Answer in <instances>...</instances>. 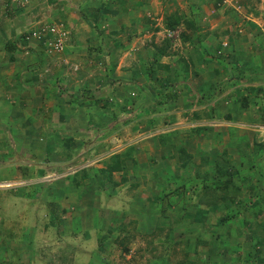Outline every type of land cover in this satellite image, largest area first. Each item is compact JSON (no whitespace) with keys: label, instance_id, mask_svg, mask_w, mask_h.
Masks as SVG:
<instances>
[{"label":"rangeland","instance_id":"1","mask_svg":"<svg viewBox=\"0 0 264 264\" xmlns=\"http://www.w3.org/2000/svg\"><path fill=\"white\" fill-rule=\"evenodd\" d=\"M109 1L110 4H112V8L116 10L121 8L123 10L135 9L141 12L145 10L146 14L143 15L144 21L148 22L149 20L151 24H156V28H158L157 34H152L151 38L139 36V39L130 43V47L132 46L130 51L135 54L137 53V56L139 55V51L148 52L149 45L154 44L156 46H161L164 42L167 43L165 48L166 54H168L173 50L171 48L173 45L172 43L175 40V44L181 41L180 36L182 35V28H184V25L181 24V20H179L174 32L164 31L163 28H167L165 21L169 16L177 15L183 17L184 15L185 17V14L182 13L186 5L184 0H155L157 4H154V8L151 6L152 0ZM135 1L137 2L135 3ZM209 1L211 0H208L207 4H204L209 5ZM6 2L7 0H0V24L7 26V29L2 30L3 32L0 31V46L2 49L5 48L7 50V54L4 53L3 56H11L13 61H10L11 64H9L13 67H15L16 63L13 58L16 51L19 50L23 55L27 53L29 56L27 59H23V61L27 62L25 66L28 72L23 73L21 81L19 82L18 75L13 76L11 86H7L6 88L8 90L7 94L12 91L13 95L10 94L11 97L7 102L4 101V105L0 104V195H9V198L18 197V200L24 197V206H28V195L47 196L51 194L50 191L53 188L52 186H56L57 182L59 184L62 182V186H65L72 181V178L75 180L77 179V181L80 177L84 179L88 172H90V174L92 173L89 169L93 164L103 165L108 161L109 156L117 153V150L129 143H133L132 146H129L132 147L131 153H133L134 158L135 150H138L142 157H144L145 154L147 159L145 157L144 159L147 161L141 163H144L143 167L146 166V168L143 169L137 164V167H139L143 173V175H140V171L137 170L136 167L132 168L133 171L131 172L126 170V168L129 169L128 167H125L127 178L125 177V181L122 182V187L118 189L115 200H112L110 195L107 196L109 197L107 198L110 201L109 203H112L109 205L125 207V210L129 212L134 209L131 204L134 196L145 197L146 191L139 185L140 181L141 183L143 182L144 186L148 179L151 178L166 180L170 184L169 187L163 189L164 191L161 190L159 192L158 188L154 189L155 193L152 192L153 195L157 197V201L155 202L158 213L156 226H159V230H154L150 239V241L156 240L155 250L142 252L140 253V257H138L137 254H133L132 252V250H134L132 249V245L136 244V239L130 237V240L127 242L130 241L131 250L127 252V254H123V251H121L111 234L107 238L111 240V248L109 247L108 249V247H105V249L102 250L104 242H98L96 236L97 231L95 230L100 223L98 222L97 225L94 224L95 228L85 226L86 218L84 217L82 219L83 224L79 225L78 222L74 224V222L68 221L71 216V213H69L71 210H69L65 214L62 213L61 218L66 219L55 229L56 232L60 230L61 235L57 234L54 236L55 239L53 241H45V243L36 244L35 247L29 241V243L26 244L27 252L24 251L22 253V251H20L22 253L21 255H23L20 260L22 261L24 257H27V259L24 260L28 264H35L36 262L37 264H102L104 260L108 262L106 264H155L153 263L155 261H158L159 264H165L166 261L164 256L167 251L166 258L169 262L167 264H181V262L184 264L183 262L186 261V258H184L185 255L182 254L180 248L186 250L185 246L188 245V259H192L194 263H200L201 261L200 264H211L217 261L216 263L218 264V261H220L222 263L228 262L229 264H264V247L261 248V246H258L255 248L254 246L252 247L253 243H251V241L250 243L244 241L249 240L246 235L243 236L244 226H250V224H246V221H250L251 223L255 221L256 218L254 220L242 219L240 215L242 212L239 208V201L242 194L236 195L231 202L226 199H219L218 203H214L213 205L207 204V200L209 201L212 198V191H208L205 195H200L199 199H197L195 193L192 195L194 196V199H191L194 200L193 207L188 204L187 209H206L203 210V214L201 215L203 216V224L207 227L204 230V234L206 235L204 244L206 245H202L201 243L195 244L196 231L191 228H189L186 234L169 228L171 222L173 227H175V221L180 226H186L188 223L190 224L186 219L187 216L190 217L188 213L182 218H180V213H178L179 209H181V205H184V203L180 201L181 197L178 199V196H168L166 200H170L166 201V204L162 207L159 203L160 199L163 198V192L172 191L174 187L181 185L180 181H184L186 184L189 183V181L183 180L189 171L187 172L184 168L181 170L178 169L179 166L181 167L179 164L181 161L178 160L181 154L177 159L175 157L176 148L178 146L181 147L184 143L188 145L190 164L196 165L198 163L197 170L209 174L211 173L210 166L213 162L218 160L223 164L225 155L229 157V161L233 159V162H236V158L240 159L241 156H235L234 152H232L230 156L227 155L225 150L230 138L237 133V130L238 134L236 136L242 134L248 138V135H250L251 140H249L250 138H248V140L254 142V146L255 143H264V137L258 138V134L250 128V124H248V126L246 124H241L239 119H237L239 123L237 122L236 125L233 122L231 124L227 122L229 116L232 115L233 106H240L242 103L246 105L252 96L253 98H259V108L255 105V112L251 113L254 120L251 119L249 123H259L264 120V87L250 92L248 89L255 88V85H253L254 87H250L242 84L243 78L248 80L249 73L235 75V83H227L223 80V73H220L219 78L221 79L216 77L215 83L211 85L215 91V99L213 98L215 101L210 102H216V104L214 103L210 106L208 103V108H205V106L201 108L202 114H213V117H208L209 120L212 118L213 121L212 123L203 124L204 130L201 129L202 131L199 130L201 133L196 134L194 128L199 126H195V122H189L187 124L186 119L182 121L183 115H180L182 105L187 103H185L184 100L182 102L180 98L182 90L179 91L181 86V75L179 73H170L169 70L160 71L159 68H155L156 65H153L152 68L156 70L153 75L155 79L149 81L144 73V67L140 65L141 71L143 72H139L136 69V73H132L130 76V79L134 80L135 83L130 79H125L128 78V76L123 74L118 69V66L112 69L109 74V72H105V69L102 71L104 65L102 66V63L100 65L101 60L97 61L98 54L95 53L96 50L89 49L94 46L91 45L89 47V45L86 44L85 47L87 51L83 50L84 53H80L79 48L81 47L80 45L83 44L76 41V37H74V28L70 26V19H68V16L73 14V12L71 13L70 7H78L74 6L75 2L73 0H23V5H20L21 1L14 0L11 2L12 5L10 7L7 6L10 3ZM262 3L264 4V0H241L238 2L237 6L242 5L244 8H247L252 5L260 6ZM216 7L218 9L216 8L217 11H214L213 6L209 5L208 15L205 16L203 20V22H206L207 26L212 25L211 21L214 19L222 24L221 20L226 21V19L231 17L230 14L232 15L233 12H236L233 11V6L230 4L222 3L216 5ZM79 11L81 15H84L81 10ZM239 14L241 15L242 13H235L237 17H240ZM240 18H238V21H240ZM51 22L61 24L67 31L62 41L63 47L59 52L47 53L46 50L41 48L40 42L27 43L23 40V35L25 33L38 29V26L42 24ZM142 28L144 29V27ZM202 29L204 30V28ZM109 30L110 29H108V31L106 30L109 39L117 35V32L115 34H110V32L117 30ZM136 32L137 30L135 28L134 30L130 29L133 38L136 37V35H133L136 34ZM223 35L227 37L226 33ZM5 39L9 44L11 42L14 45L13 49L9 50L10 48L8 47H10V45L7 47L5 44L1 43ZM171 39L174 41H170ZM6 40L3 42H7ZM109 43V45L104 46L103 53L106 52L111 54V49L113 55L119 54L121 44L117 43L114 38L110 40ZM251 45L252 47L247 43L248 49L251 50L253 54L262 49V53L259 52L261 57H254L252 59L250 56L254 55L248 56L241 50L239 54L231 59L229 66L235 65L237 61L236 67L238 70L241 72L243 70H250L254 73V76L258 75L260 78L264 76L263 72L260 73L258 70L260 67L259 65L264 63V43L262 40H257L256 43L252 42ZM173 46L176 47L177 50L179 49L178 45ZM222 50L223 49H221V51ZM63 56H65L67 60L65 63L62 61L65 60ZM80 57L82 60L87 57V63H81ZM140 57H142L141 54ZM89 59L92 62L89 61ZM128 59L129 57L127 60ZM69 60H71L72 63H70ZM113 60H115L116 64L118 63L117 58ZM37 63H40L39 67ZM120 64H122V62L119 63V66ZM164 64L165 63H162V65ZM80 65L82 67H80ZM137 65H139V62H137L136 58H133L126 66L127 68H131ZM73 66H76V70L72 69ZM32 68H36L38 71L32 72ZM57 69L58 71H56ZM61 72H65V75H62ZM112 72H114V74H112ZM243 75L244 77H242ZM48 77L49 79H47ZM165 77L169 79V81L166 83L168 86L164 87V85H161L159 79L162 80ZM55 78H64V80H66L65 82H68V80H72L73 82V79L78 80V83H82V85H80L81 89L79 90L78 87L75 90L71 89L67 91L66 89V92L64 91L65 94L61 96V94H57V89L52 85L54 82L50 83L52 80L55 81ZM121 78H124V80ZM65 82L57 81L61 88H64L63 84ZM73 85L74 83L72 84V88ZM136 85H140L143 89L138 90ZM172 88H174V96L170 98L164 97V90L172 91ZM83 90H92V95L95 98L99 97L97 103H95V107L91 105L90 101H92V99H90L88 93L84 91L83 97L81 96ZM72 96H75L77 99L76 102H70ZM127 97L128 101L125 103L124 110L122 111L121 109H114L109 106L106 109L102 107V102L106 99L109 101L112 98V100L115 99L117 103L121 104ZM206 100L208 101L210 98ZM148 103L152 105L146 109ZM110 112L114 117H111ZM189 126H191L189 131H184V128H182L186 127L188 130ZM150 140H152V144H149ZM244 140L245 138L239 140L238 146H243ZM198 145L200 147H198ZM241 148L242 147H240V149ZM247 148H250L249 145ZM168 149L173 152V154L165 157V151ZM253 149L254 147H252L250 155L252 154L255 158L249 159L251 163L254 162L252 165H256L255 168L257 166H264L262 165L264 164V147L263 150L257 154H255ZM149 156H151L150 159ZM201 158H205L207 164L201 165ZM140 159L141 158H139V160ZM243 159L244 157H241L240 160L244 162ZM171 161H174L175 165L177 164L178 170L175 165L174 169L171 170H164L158 166V175L149 177L150 165L157 164L158 162L171 163ZM136 162L138 161L136 160ZM127 165L129 166V163H127ZM239 171L241 176L238 174L234 177L233 183L240 188L239 185L244 184L245 181H240L239 183L237 181L239 178H242L245 173L248 174V172L244 171V169H240ZM95 172L96 169L93 173ZM261 175L263 177H261ZM192 176L193 173L189 177ZM255 176L258 182L255 193L260 199L263 197L262 193L264 191V170H255L253 177ZM244 178H251V175L249 174V176ZM135 179L138 181L133 182ZM82 183L83 181L79 183V186H81ZM88 183L86 182V184H84L85 188H82V190L87 192L90 191L87 187L92 184L89 186L92 188L94 182L90 181ZM198 183H202V180L194 179V177L191 178L187 190L193 191V186H196ZM61 188V190H63L64 187ZM245 189L244 187L241 188L242 191ZM63 191L62 196L68 197L61 199L62 202L66 203L68 200L74 199V193H69L66 189ZM96 193L97 192H95V194ZM180 193L182 194V192ZM219 193L220 191L217 190V194ZM84 196L87 199L92 195L90 192V195L85 193ZM119 197L125 202L124 204H120ZM116 202L117 204H114ZM10 205L6 204L4 206L3 215L7 214V217L1 216L3 219L0 220V226H3L0 228V233L3 235L2 237L8 240L23 238V236L25 239L28 238L33 232L31 229L32 225L28 226L31 219L24 214V209L19 207V203L14 205L12 201H10ZM34 205L37 209V205ZM100 206L103 208L106 205L102 202ZM49 209H51L49 204H44V207L39 208L37 211L40 215L39 218L35 219L36 223L33 226L35 227V236L37 238H43V236L44 238H50L53 235V229L48 228L46 225L50 220V216L56 212L58 213L60 210L51 212ZM80 210H84V207H80ZM209 210L210 212H208ZM21 211H23V213ZM78 213H83V211H79ZM191 219L197 220L199 218H190L189 220ZM147 220L148 218L145 221ZM108 221L114 222L112 219H102L100 222L106 224ZM132 223V219L125 220L124 227L131 230L133 227ZM56 224H58V222H56L55 225ZM191 227L194 226L191 225ZM257 229H259V227H257ZM254 232L258 233L259 230ZM240 235L242 236L240 237ZM125 236L126 239L128 235ZM159 239L165 242H172V245H170V248L166 247L167 249L159 247ZM148 241L149 239L145 238V242ZM0 243L2 247H9L7 245L5 246L2 242ZM182 244L184 246H182ZM18 246L23 247L19 244ZM28 247H33V250H30ZM2 251L6 253V264H8V260L11 257L13 262H17V257L20 256V253L17 252L18 250L14 248L13 250L7 248ZM200 252H202V256H199ZM0 258L4 259V255ZM100 259H103V261L101 260V262ZM245 261H247V263H245Z\"/></svg>","mask_w":264,"mask_h":264},{"label":"crops","instance_id":"2","mask_svg":"<svg viewBox=\"0 0 264 264\" xmlns=\"http://www.w3.org/2000/svg\"><path fill=\"white\" fill-rule=\"evenodd\" d=\"M73 1L75 2V5L74 4L73 5L75 7L78 6L77 7L78 9L70 7L71 13L73 12V14H70V16H68V19H70V26L72 28H74L73 30L75 32V35L74 34L73 35H74V37H76V41H79L80 44H83V45L85 44L84 47H83V45H80L81 46L79 48L80 53L81 54L84 53L83 50L84 51L86 50V47H85L86 44H88L89 46H91V45L94 46L95 50H96L95 53L98 54L97 61L101 60L100 65L102 63V66L103 65L107 66V67L112 66L113 67L112 69H114L116 66H118V69L123 74L128 76V78H125V79H130L131 74L136 73V69L139 72H143V71H141L140 65L143 66V62H147V61L151 62V60L153 59V56H152L153 52L151 50H149L148 52L139 51V55L137 56V53L135 54V53L130 51L132 49V46L130 47V43H133L134 40L139 39V36H143L145 38L146 37L151 38L152 34L155 35L158 33V31H157L158 28H156V24H151V21H149V20H148V22L144 21L143 15L146 14L145 13L146 11L144 10L143 12H141L138 10L136 11L135 9H132V10L131 9L130 10L124 9L123 10L122 8L119 10H116L115 8H112V4H110L109 0H73ZM136 2L137 1H135V3ZM185 2H186V5H185V8L183 9V12H182L185 14V17L183 15V17L181 19V24L184 25V28H182V30H183L182 35L180 36L181 41H179V43L175 44L176 40L175 41L172 39L170 40L172 42L174 41L172 44L178 45L179 49L177 50V48L172 45L171 48L173 50H171L170 53H168L166 55L165 54L162 55L158 59V62H156L159 65H157V67H155V68H159L160 71L161 70H169L170 73L174 72L175 74L179 73L181 75V84H180L181 86H180L179 91L182 90V93H181L180 98H181L182 102L184 100V102L187 103V104H185L187 106L182 105V111L180 112L181 113L180 115H183L182 121H184L183 119H186L187 124L189 122L190 123L195 122L196 123L195 126H199V127L194 128V131L196 132V134H198V133H201L202 130H204L203 124L212 123V121H213L212 118L210 120L208 119V117H213V114L210 113V115H209V113H204L205 114V116H204V114H202L201 108L204 106H205V108H208V103L210 106L213 105L214 103L216 104V102H210V101H215L214 100L215 99V95H214L215 91L211 87V85L213 83H215L216 77L219 78L220 73H223L224 79L223 78L222 79L224 81H226L227 83L228 82L235 83L234 82V78H235L234 76L235 75H238L240 73L241 74L249 73L248 80L243 78L242 84L248 85L250 87L251 86L254 87L253 85H255V87L259 86L260 88L264 87V79H263L264 76L259 78L258 75L254 76L253 75L254 73L251 72L250 70H248V71L243 70L242 72H239L240 70L237 71L238 70L237 67L234 66V68H233L232 66H229L231 59L233 57H235V55L239 54V51H241V50H243V52L248 56L254 55V56H250V58L252 57V59L254 57H261V55H259V54L262 53V49L260 51L259 50L256 51L257 53L255 52L253 54V52L248 49L247 43L249 44L250 47H252L251 43L252 42L256 43L257 40H262L264 43V4L262 3V5H260V6L259 5L258 6L252 5L250 7L248 6L247 8H244L242 5H238V7H233V11H236L237 13L241 12L242 14L241 15L239 14L241 18L237 17L235 15L236 12H233L232 15L230 14L231 17H229V18L227 17L228 19H226V21L221 20L222 24H220V22H217V20L214 19L213 21H211L212 25L207 26L206 22H203V20H204L205 16L208 15L209 5L213 6L214 11H217V9H218L215 6V4H213L214 0L209 1V3H210L209 5H206L208 0H189V1L184 0V3ZM6 3H8V2H6ZM155 3L157 4V2L155 0L151 1V6L153 8H154ZM204 3H206V4H204ZM11 5H12V3L7 5V6L10 7ZM79 10H81L84 15H81V13H79L80 12ZM231 11H232V9H231ZM238 18H240V21H238ZM187 21H193L194 22V28L188 27L186 24ZM142 27H144V29ZM150 27H151V29H150ZM134 28L137 30V32H136V34H133V35H136V37L133 38L132 34L130 33V29L134 30ZM202 28H204V30ZM5 29H7V26L0 24V31L5 30ZM108 29L117 30V35H115L113 38L116 39L117 43L121 44L119 54L117 53V54L113 55V52L111 51V49H110L111 54L106 53V52L103 53L104 46L109 45L110 40L113 39L112 37H111V39H109V36L106 34ZM174 29L169 30L168 28H163L164 31H171V32H174ZM229 31L230 32L233 31L234 33L232 35H230ZM118 32H119V34H118ZM226 32L228 33V35H227V37H224L225 35H223V34ZM5 40H3V41H5ZM3 41L1 43L5 44L7 47L10 45V47H8V48H10L9 50L13 49L14 45L11 42L9 44V42L7 40H6L7 42H3ZM11 41L14 42L13 40H11ZM33 42H35V41H33ZM11 45H12V48H11ZM77 45H78V43H77ZM221 49H223V50L221 51ZM6 51L7 50L5 48L2 49V47L0 46V100H1L0 104H3V105L5 104L4 101L7 102L9 100V98L11 97V95H13L12 91H10L9 94H7L8 90L6 89L7 86H11L13 76L18 75V77H19L18 82H19V81H21L23 73L28 72L27 67L25 66V64L27 62L23 61V59H25V58L27 59V57L29 56L27 53L23 55L22 52H20L19 50L16 51V53H14V55H13V58L16 62L15 67H13V66H10V64H11L10 61H13V59H11V56L10 55H8L7 57L3 56L4 53L7 54ZM228 53H230V54H228ZM140 54L142 55V57H140ZM99 55H103V56H99ZM126 55H128V56H126ZM263 56H264V54H263ZM63 57H64L63 59H65V56H63ZM128 57H129V59L127 60ZM116 58L118 59L117 60L118 65L116 64L115 60H113ZM133 58H136L137 62H139V65H137L136 67L132 66L131 68L130 67L127 68V66H126L127 63L129 61H131V59H133ZM17 59H18V61H17ZM64 61H67V60L65 59ZM87 61H88L87 57H85L84 60H82V58H81V63H87ZM89 61H91V60L89 59ZM69 62L72 63L71 60H69ZM121 62H122V64H120V66H119V63H121ZM162 63H165V64L162 65ZM37 64L39 67L40 63H37ZM108 64H110V65H108ZM236 64H237V61H236ZM262 64L259 65L260 67L258 68V70L260 71V73L263 72V74H264V69L261 70L262 68H264V63H262ZM80 67H82V66L80 65ZM121 67H123V68H121ZM31 71L35 72V71H38V69L32 68ZM56 71H58V69ZM61 73H62V75H65L64 74L65 72H61ZM58 74H59V72H58ZM112 74H114V72H112ZM49 77H51V76H49ZM49 77L47 79H49ZM242 77H244V75ZM55 79L58 82H60V81L65 82L66 81V80H64V78H59V79L55 78ZM121 79L124 80V78H121ZM219 79H221V78H219ZM56 80L55 81L52 80L50 83L54 82V84H52V85L55 86V88L57 89V91H58L57 94H59V95L61 94V96L65 94L64 91L66 92V89H67V91H69L71 89L75 90L77 87L79 88V90L81 89L80 85H82V83L81 84L78 83L77 82L78 80L73 79V82H72V80H68V82H65L63 84L65 90H64V88H61L60 85H58ZM91 81H92V79H91ZM131 81L134 82V80H131ZM73 83H74V85L72 88ZM253 90H254V88L248 89V91H250V92ZM170 92H174V88H172V91H170ZM208 98H210V100L207 101L206 99H208ZM211 99H213V100H211ZM258 102H259V98L258 97L253 98V96H252V98H250L249 102L246 105H244V107H241V105L240 106L234 105L233 106V112L234 113L232 112V115L229 116V119H227V122L230 124L233 122L236 125L238 122L237 119H239L241 124H244V125L246 124L248 126V124H250L249 122L251 121V119H253L251 116V113L255 112V105L257 108H259ZM244 110H245V112H244ZM190 127L191 126H189L188 130L186 127H182V128H184L183 129L184 131L185 130L189 131ZM202 127H203V129L201 130ZM198 128L201 131H199ZM181 132H183V131H181ZM236 132L237 133L235 135H233L232 138H230L229 143L225 147L226 148L225 149L226 154L229 156L231 155L232 152H234L235 156L242 154V155H244L243 156L244 162H242L239 158L235 159L236 162H233V159H231L229 161L230 164L232 165L230 171L238 170L239 175H240V171H239L240 169H244V171L248 172V174L245 173V175L242 178H239V180L237 181L238 183L240 181H245L244 184L239 185L240 190L242 187H244V188H248L249 186L254 187V189L252 191H248L247 189H245L243 191L241 190V193H243V194H242L241 199L239 201V203H240L239 207H241L240 211L242 212V214H240V215H241L242 219L254 220L256 218L255 221H252L251 223H250V221H246V224H250V226L249 227L244 226L243 236L246 234H249L250 230H253V231L259 230L258 233H255L254 237L256 235H258L259 233L264 236V191L262 190L263 191V193H262L263 197H261L259 199V197L256 196V193H255V189L258 187V182L256 181L257 177L256 176L253 177L255 170H259V171L264 170V166H261V167L257 166L255 168L256 165H254V164L252 165V163H254V162L251 163V160L248 159V156H251V159L255 158V156H253L252 154L250 155L252 147L254 145V142L249 141V140H251L250 135H248V138H250L248 140V138L245 137V135L240 134V135L236 136L238 134V130ZM193 135H192V137H193ZM234 136L236 137V139ZM243 138H245L244 145L238 146V141L242 140ZM151 141L152 140L149 141V144H152ZM174 143H176V142H174ZM198 143H200V142H198ZM129 145L132 146L133 143L132 144L129 143V144L125 145L121 149L117 150L118 151L117 153L124 152L125 148ZM248 145L250 148H247ZM187 146L188 145H185V143H184L181 147L178 146L176 148V153H175L176 159L180 154H182L179 152L180 151L179 148H183L182 150H184L185 153H187V154L189 153ZM198 147H200V146L198 145ZM240 147H242V148L240 149ZM43 149H44V146H43ZM162 149H163V147H162ZM134 150H135V148H134ZM134 153H135V158L138 162H136L135 158L133 157V153H131V159L132 160L130 161L129 159H127L125 161V167L129 168V169L126 168V170L131 172V171H133L132 168L136 167L137 170L140 171L139 174L143 175L140 168L137 167V164L141 168L145 169L146 166L143 167L144 163H141V162L147 161L144 159V157L146 159H147V157L145 156V154H144V157L140 156L138 150H135ZM165 153H166L165 157H168V156L173 154V152H171L169 149L167 151H165ZM257 153L258 152H256V154ZM182 156H183V154H182ZM150 157L151 156H149V159H150ZM139 158H141V159L139 160ZM227 159H229V157H227ZM223 161H225V158H223ZM190 162L191 161H189V162L181 161V163H179L181 165V167L180 166L178 167L177 164L175 165L174 161H171V163L158 162L157 164L150 165V168H149V172H150L149 175L150 176L149 177L158 175L157 174V169H158L157 167L158 166H160L164 170L174 169V165H175L176 169L178 167L179 170H181L183 168L185 170H190L192 168V166H196L198 164L197 163L196 165H194V164H190ZM127 163H129V166L127 165ZM262 165H264V164H262ZM103 167H104V165H102V164H95V165L93 164L89 169L92 172L91 174H90V172H88L87 176H85L84 179H81V177H80V178H78V181H77V179L75 180L72 178V181H70L69 184H67L65 186H62V182L60 184L57 182L56 186H52L53 188L50 191L51 194H49L47 196H45V195H28V197H29V199H28L29 205L28 206L27 205L24 206V202H25V200L23 199L24 197H22L21 200H18L19 199L18 197L17 198L16 197H10L9 198V195H5V196L0 195V220H3L1 218V216L3 215L4 206L6 204L10 205V201H12V203L14 205L16 203L17 204L19 203V207L24 209L23 210L24 214L27 215V217H29V219H31L28 226L32 225L31 229L33 230V232L30 234V236H28V238H26V239L23 236V238H19V239L14 238L13 240L12 239L8 240L7 238H3L2 237L3 235H1V233H0V242L5 244V246L6 245L9 246L6 248L0 246V257H3V255H4V259L0 258V264H6V253L3 252L2 250L7 249V248H10V250H13V248H14V249L18 250L17 251L18 253H20L19 254L20 256L17 257V262H13L12 257H11L8 260V264H28L24 260V259H27V257H24V259L22 261L20 260L21 257L23 256L21 254L24 251L27 252V247H26L27 245L26 244H28L30 241V243L35 247L36 244L39 245L41 243H45V241H48V242L53 241L55 239L54 236L57 234L61 235V233H60L61 231L59 230L58 232H56L55 229L57 228V226L61 225L60 224L61 222L65 221L64 219H66V218H61L62 213L65 214L69 210H71L69 212V213H71V216L68 219V221L74 222V224H76V222H78L79 225H81V224H83L82 219L85 217L86 218V225L85 226H89L92 228H95V225H97L98 222L101 225L105 224V223L100 222L102 219L120 220V221H114V222L108 221L105 224L106 226L104 225L105 227L102 228V230H106L107 227L113 228V230L111 232V236L113 237V239L116 240V243L120 247V249L122 248V246H124L125 249H127L129 252L131 250L130 244H129L130 241L129 242H127V241L130 240L129 239L130 237L131 238L133 237V239L134 238L136 239V244L132 245V247H133L132 249H134V250H132V252H133V254H137L138 257H140V253H142V252H145V251L148 252L151 250H155L156 240L154 239V240L150 241L151 234L154 232V230H156L155 227L157 224L156 222L158 220L157 208L155 206L156 205L155 202L157 201V197L154 196L153 193H155L154 189L159 188V192H160L162 190V188L169 187L170 186L169 182L166 180H156V179L151 178V179H148V181L145 183V186H144L143 182L141 183V181H140L139 185H141L142 188H144V190L146 191V193L144 195L145 197L143 198L142 196H139V197L134 196L132 203H131L133 205L134 209L127 212L125 210V207H121L118 205L117 206L116 205H109L112 203H109L110 201H109V199H107V198H109L107 196L110 195L112 200H115V198L117 196L116 194L118 192V189L120 187H122V185H123L122 182L125 181V180H123V181L120 180V175L122 173L127 178L126 171L124 173L121 171L112 172L110 179L113 183H111V181H109V179L105 180L103 178L102 174L99 173V170L101 168L103 169ZM95 169H96V172L93 173V171ZM116 173H118V174H116ZM180 174H181V172H180ZM249 174L251 175V178H247V179L244 178V177L249 176ZM261 177H263V176L261 175ZM139 179H140V177H139ZM82 181H83L82 185L79 186V183H81ZM90 181L94 182V186H92V188H90L89 186H91L92 185L91 184L87 187V189L89 188V190H90V191H88L89 192L88 193L87 191L82 190V188L84 189L85 188L84 184H86V182L88 183ZM98 181H101V188L102 189H99V188L97 189ZM119 181H121V182H119ZM137 181H138L137 179L133 180V182H137ZM182 182L183 181H180V184ZM189 185L190 184H188L187 186H189ZM61 187H64L63 190L66 189V191L69 193H74V196H75L74 199H70L66 203L62 202L61 199H65L68 196H64V195L62 196V193L64 191L61 190L62 189ZM90 192H91L92 196H89L86 199V197L84 196L85 193L90 195ZM95 192H97V193L95 194ZM192 195H194V193L192 191H189V190H186V191L182 192V194L180 193L179 195H177L178 199L181 197L180 201H182L184 203V205L183 204L181 205V207H180L181 209H179V212H178V213H180V218H182L184 215H187V213H188L190 216V217H188V216L186 217V219L188 221L190 218H196L198 212H199L198 217L199 216L201 217V215L203 214V210H206L203 208H195V209L192 208L193 210L187 209L188 204H190V206L193 207L194 200H191V199H194V196H192ZM195 195L197 196V199L200 198V195H198L196 193H195ZM25 197H27V196H25ZM257 197H258V201H257ZM154 199H155V201H154ZM195 200H196V198H195ZM119 201H120V204L125 203L122 200V198H120V197H119ZM158 201H159V199H158ZM251 201H253V202L251 203ZM102 202H104V204L106 205L103 208L100 206V205H102ZM34 204L37 205V209H36ZM44 204H46V205L49 204V206L51 207V209H49V210L51 212H54L57 210H60V211H58V213L56 212V213L52 214L50 216V220L48 221V224L46 225L48 228L53 229L52 237L44 238V236H43V238H41V237L37 238L35 236V232H36L35 227H33V226L36 223L35 219L39 218V215H40L39 212H37V211L39 208H43ZM114 204H117V202ZM80 207H84V210H80ZM33 208H34V211H33ZM23 211H21V212L23 213ZM79 211L80 212L83 211V213H78ZM208 212H210V210ZM3 216L7 217V214H4ZM147 218H148V220L145 221ZM129 219H132V222H133L132 223L133 227L131 230L124 227V221L129 220ZM165 219H166V217H165ZM121 220L123 222H121ZM56 222H58V224L55 225ZM192 222H194V220L191 219L190 224L188 223L189 225L186 224V226H183V225L180 226L175 221L174 222L175 227H173V224L171 222L169 228L171 230L175 229V230H178V231L186 234L190 228L189 226L195 225ZM251 226L252 227L254 226L253 229ZM258 226H259V229H257ZM2 227L3 226H0V228H2ZM192 228H194V227H192ZM205 228H207V227H205ZM207 233H209V232H207ZM125 235H128L126 239H125V237H126ZM241 236L242 235H240V237ZM145 238H148L149 241L145 242ZM253 238H248L249 240H244V241H248L249 243L251 241V243H253L252 247L254 246L255 248H257L258 246H261V248L264 247V237L262 238L260 245L254 244V242L256 240ZM18 244L22 245L23 247L18 246ZM201 244L206 245L204 243H201ZM170 245H172V242H165L164 241L163 243L159 244V247H164V248L169 247L170 248ZM111 246H112L111 240L105 239L103 246H102V250H104L105 247H108V249H109V247L111 248ZM182 246H184V245L182 244ZM17 247H21V248H17ZM185 247H186V250L184 248H180L182 254L185 255L184 258H186V261L183 263L184 264H200L201 261H200V263H198V262L194 263L192 259H188V257H189L188 256V247L189 246L187 245ZM29 249L33 250V247H30ZM20 251H22V253ZM166 253H167V251H166ZM166 253L164 256L165 261H166L165 264L169 263L168 259L166 258V255H167ZM123 254H125V253H123ZM199 256H202V252H200ZM101 260L103 261V259H100V261ZM216 262H212L211 264H217ZM106 263H108V262L104 260L102 264H106ZM153 263L159 264L158 261H155ZM227 263L228 262L222 263V262L218 261V264H227ZM245 263H247V261H245ZM35 264H37V262ZM181 264H182V262H181Z\"/></svg>","mask_w":264,"mask_h":264},{"label":"trees","instance_id":"3","mask_svg":"<svg viewBox=\"0 0 264 264\" xmlns=\"http://www.w3.org/2000/svg\"><path fill=\"white\" fill-rule=\"evenodd\" d=\"M119 1L122 2L121 0H119ZM213 4H215V6L219 5L220 4V0H214ZM181 19H182L181 16H177V15L176 16H171V17L169 16L166 19V21H165V25L169 29H174L178 25L179 20H181ZM186 24H187L188 27L194 28V22L193 21H187ZM116 32L117 31H112V32H110V34H115ZM229 33H230V35H232L234 32L233 31H231V32L229 31ZM226 34L228 35L227 32H226ZM40 46H41L42 49L46 50V47L44 46V44H41ZM166 46H167V43L164 42L161 46H156V45L152 44V45H149V47H148V49L153 52L152 53L153 59L151 60V62L149 61V63L148 62L147 63L143 62V67H144V70H145L144 73H145L147 79H149V81H151L152 79H155V76H153V75H154V71H156V70L154 68H152V67H153V65H156V67H157V65H159V64L156 63V62H158V59L162 55H164V54L166 55V53H167L166 52V48H165ZM89 49L95 50V47H90ZM234 66L236 67V64L232 65L233 68H234ZM112 68H113L112 66L111 67L103 66V71L105 69V72H109V74H110V72L112 71ZM263 69L264 68H262L261 70H263ZM237 71H239V70H237ZM239 72H241V71H239ZM239 75H241V73ZM159 81H161V85L162 86L163 85H164V87L168 86V84H166V83H167V81H169V79H167L166 77L164 79H162V80L159 79ZM136 88L138 90H142L143 89L140 85H136ZM258 89H260V87L256 86L253 91H256ZM84 91L86 93H88L90 99H92V101H90L91 105H93L95 107V103H97V100H98L99 97L95 98L92 95V90L91 91L90 90H83L82 93H81L82 97H83V92ZM163 96L164 97L166 96V98L167 97L170 98V97H173L174 94H173V92H170V91L165 89ZM73 101L74 102L77 101L75 96H72V100L70 102H73ZM127 101H128V97L125 98L123 100V103H121V104L117 103V101L115 99L112 100V98H111L109 101L106 99L104 102H102V107H103V109H106L109 106V107H113L114 109H116V108L117 109H121V111H122V110H124V106H125V103ZM242 104H241V107L244 106V104L243 105ZM151 105L152 104L148 103V105L146 106V109H148V107L151 106ZM110 115H111V117H114V115L111 112H110ZM201 129H203V128H201ZM198 130H199V128H198ZM253 147H254L253 150L255 151V154H256V152L259 153L261 150H263L264 143H255V146L253 145ZM179 149H180L179 152L182 153L184 157L181 154L180 157H178V160H181L183 162H189L190 161L189 160L190 155L185 153L184 150H182L183 148H179ZM131 151H132V147L129 146L127 149H125L124 152L115 153V154H112L111 156H109L108 161L103 164L104 165L103 169L101 168L99 170V173L102 174V176H103V178L105 180L109 179V181H111L110 176H111L112 172L121 171V172L124 173V171H125V161L127 159H129L130 161L132 160L131 159ZM224 154H223V156H224ZM239 156L243 157L244 155L239 154ZM241 157H240V159H241ZM250 158H251V156L250 157L248 156V159H250ZM182 159H184V160H182ZM201 163H202L201 165L207 164L206 159L205 158H201ZM231 167H232V165L230 164L229 159H227V157L225 155V161H224L223 164L220 163V161H218V160L213 162V164L210 166L211 173H209V174H207L206 172L202 173L201 171L197 170L198 169V165H196V166H192V168L190 167L191 168V169L189 168L190 170H187V172L188 171L189 172L187 173V176L183 180L189 181L188 184H190L191 178H193V177H194V179H201L202 183H200V184L198 183V184H196V186L194 185L193 188H192V190H193L192 192L196 193L198 195H205L208 191H212L214 196L211 193L212 194V198L209 201L207 200V202H208L207 204L213 205L214 203H218L219 199L220 200H225L226 199L227 201L231 202V201H233V199H234V197L236 195L243 194V193H241L240 188L233 183V178L238 175V170L230 171ZM192 173H193V176L189 177ZM120 180L121 181L125 180V176L122 173L120 175ZM111 183H113V182L111 181ZM188 184H186V182L183 181L181 183V185H178V186L174 187L172 191L163 192L162 197L164 199L161 197L162 199H160V202H159L161 207L164 206V204H166L165 203L166 201L170 200V199L166 200L168 196L176 197L177 194H179L180 192L186 191L188 189V187H189V186H187ZM98 188L102 189L101 188V181H98L97 189ZM163 189L164 188H162V191H164ZM246 189L248 191H252L254 189V187L249 186ZM217 190L220 191L219 194H217ZM257 201H258V197H257ZM252 202L253 201H251V203ZM239 208H241V207H239ZM198 214H199V212L197 213V217H198ZM198 218L199 219L194 220V222H192L193 224H195V225H193L194 228H192L190 226L191 229L196 231V234H195L196 235V237H195V244L196 245L200 244V243H205V237H206V235L204 234L205 225L203 224V219H202L203 216H201V217L199 216ZM114 221H120V220H114ZM121 222H123V221L121 220ZM189 222H191V220H189ZM105 226L100 224V225H98L95 228V230L97 231L96 236H97V239H98L99 243L104 242V240L109 237V235L111 234V232L113 230V228H110V227L109 228L107 227L106 230H102V228L105 227ZM155 229L159 230V226L157 225L155 227ZM254 235H255V232L253 230H250L249 234H246V236L248 238H253ZM263 237L264 236L262 234H260V233L258 235H256L253 238V239L256 240L254 242V244L260 245ZM158 242L159 243H163L164 240L159 239ZM121 251H123V253H127L128 252V250L125 249L124 246H122Z\"/></svg>","mask_w":264,"mask_h":264},{"label":"built area","instance_id":"4","mask_svg":"<svg viewBox=\"0 0 264 264\" xmlns=\"http://www.w3.org/2000/svg\"><path fill=\"white\" fill-rule=\"evenodd\" d=\"M14 0H7L8 3L11 4ZM20 5H23L22 1ZM239 0H220L222 4H230L236 5ZM235 7H238L237 5ZM168 32V31H167ZM67 31L61 24H57L56 22L45 23L38 26V29L31 30L23 35V40L27 43L30 42H40L44 44L46 47L47 53L50 52H59L60 49L63 47V38H65ZM64 63L66 61L62 60ZM73 70H76V66L72 67ZM250 128L255 131L257 137L263 138L264 137V120L260 121L259 123H250Z\"/></svg>","mask_w":264,"mask_h":264},{"label":"clouds","instance_id":"5","mask_svg":"<svg viewBox=\"0 0 264 264\" xmlns=\"http://www.w3.org/2000/svg\"><path fill=\"white\" fill-rule=\"evenodd\" d=\"M239 1H241V0H239ZM239 1H238V2H239ZM238 2H237V3H238ZM220 4H221V3H220ZM220 4H219V5H220ZM236 5H237V4H236ZM236 5H235V6H236ZM232 6L235 7L234 5H232ZM234 9H235V8H234Z\"/></svg>","mask_w":264,"mask_h":264}]
</instances>
